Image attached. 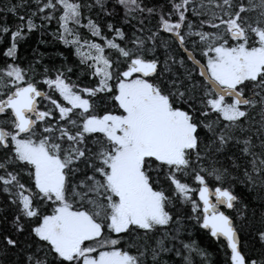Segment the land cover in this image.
Returning a JSON list of instances; mask_svg holds the SVG:
<instances>
[{"label":"snow or ice","instance_id":"1","mask_svg":"<svg viewBox=\"0 0 264 264\" xmlns=\"http://www.w3.org/2000/svg\"><path fill=\"white\" fill-rule=\"evenodd\" d=\"M167 5L0 4L21 21L0 25L10 37L0 67V193L14 229L0 238V257H16L0 264H168V253L177 264H206L207 253L180 238L182 207L226 241L230 264H264V255L243 254L220 209L239 202L237 183L264 191V0ZM117 6L128 31L88 14L115 17ZM53 21L91 83L73 81L68 64L37 74L16 63L18 40ZM258 237L264 244V229Z\"/></svg>","mask_w":264,"mask_h":264},{"label":"trees","instance_id":"2","mask_svg":"<svg viewBox=\"0 0 264 264\" xmlns=\"http://www.w3.org/2000/svg\"><path fill=\"white\" fill-rule=\"evenodd\" d=\"M91 2V0H89ZM113 0H109V6H111ZM18 4L21 0H0V4ZM149 5L162 6L167 9V0H146ZM35 7V5H31ZM116 11L119 15L115 17H103L102 14L97 15L98 10L93 9L88 13L93 19L99 20L100 23H104L105 20H111L117 26H123L125 31H128L129 25L122 24L121 17L123 16V10L117 6ZM20 14L27 17V10H21ZM194 22L197 18L191 17ZM175 19V17H173ZM157 18H152V25L155 26ZM21 21L17 16L11 13L0 12V25H7L10 30H15L17 25ZM36 23L39 24L40 21L37 19ZM147 23V22H146ZM57 28L56 22L53 21L51 24L47 25L46 29L41 31L26 32V35L22 40H18V50H17V60L21 67H27L29 64H33L36 73L39 74L43 71L45 67L49 70L53 68H58L61 65L68 64L73 67V73H69L72 80L80 83L82 85H87L91 83L89 77L86 73L81 72L79 66V61L75 55H73L72 48L65 46L62 42L55 38L52 34ZM205 30L215 31L213 29H208L205 25ZM82 35H87L86 29H80ZM161 37L167 39L169 34L161 32ZM96 39V38H92ZM99 42V41H97ZM171 43V42H170ZM10 44L9 34L0 33V67H2L8 61V58L3 55L4 51ZM175 48V45H171ZM158 55H160L161 60H163V49L157 50ZM62 54V55H61ZM197 58H199V53L197 52ZM39 63H36V62ZM46 90V86H45ZM45 102V101H44ZM43 102V103H44ZM47 103V102H46ZM189 184L194 183L191 177L187 178ZM216 182L209 179L210 187ZM235 193L239 197V202L235 205L233 209H225L224 211L230 215L236 225L240 236V246L243 254L250 258H260L264 255V244H262L258 237V230L264 229V191L259 188L246 187L243 184L234 185ZM190 214V209L187 207H182L181 212V224L185 226L182 229L180 238L185 242L195 241L197 245L202 248L207 253L206 264H230L229 260V250L224 240H214L207 230L199 227V225L194 220H188L185 217ZM12 220V208L7 204L6 197L3 193H0V238L4 234H12L14 229L11 224ZM151 243V241H149ZM8 261H13L16 259L14 255L9 253V255L4 258ZM163 259L168 262V264H177L179 257L172 253L164 254ZM200 258H197V264H199Z\"/></svg>","mask_w":264,"mask_h":264},{"label":"water","instance_id":"3","mask_svg":"<svg viewBox=\"0 0 264 264\" xmlns=\"http://www.w3.org/2000/svg\"><path fill=\"white\" fill-rule=\"evenodd\" d=\"M212 200H213V202H214V197L212 198ZM220 209H221V211H224V207L223 206H220ZM226 209V208H225ZM229 210V209H228ZM227 214V213H226ZM238 237H239V248L241 249V246H240V236H239V233H238ZM213 238V237H212ZM214 240H219V239H216V238H213ZM220 239H222V240H224L223 238H220ZM225 241V240H224ZM225 243H226V241H225ZM226 245H227V243H226ZM229 250V249H228ZM229 253H230V250H229Z\"/></svg>","mask_w":264,"mask_h":264},{"label":"rangeland","instance_id":"4","mask_svg":"<svg viewBox=\"0 0 264 264\" xmlns=\"http://www.w3.org/2000/svg\"><path fill=\"white\" fill-rule=\"evenodd\" d=\"M47 101H45L44 103H46ZM190 185H192L193 187H196V184L195 183H192V184H190Z\"/></svg>","mask_w":264,"mask_h":264}]
</instances>
